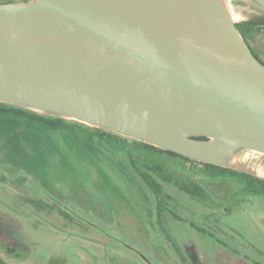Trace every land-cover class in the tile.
<instances>
[{"label": "water", "instance_id": "obj_1", "mask_svg": "<svg viewBox=\"0 0 264 264\" xmlns=\"http://www.w3.org/2000/svg\"><path fill=\"white\" fill-rule=\"evenodd\" d=\"M0 101L200 162L264 154V63L226 0L0 3Z\"/></svg>", "mask_w": 264, "mask_h": 264}, {"label": "rangeland", "instance_id": "obj_2", "mask_svg": "<svg viewBox=\"0 0 264 264\" xmlns=\"http://www.w3.org/2000/svg\"><path fill=\"white\" fill-rule=\"evenodd\" d=\"M226 1L236 22L264 15L248 0ZM259 40L264 44V33ZM63 118L69 126L51 127L28 114L0 111V255L6 260L195 264L192 247L201 264H264V192L249 191L247 176H212L180 156L136 147L132 137ZM157 164L166 176L152 170ZM233 164L264 179L263 153L240 151ZM149 168L163 186L160 199L142 177Z\"/></svg>", "mask_w": 264, "mask_h": 264}, {"label": "trees", "instance_id": "obj_3", "mask_svg": "<svg viewBox=\"0 0 264 264\" xmlns=\"http://www.w3.org/2000/svg\"><path fill=\"white\" fill-rule=\"evenodd\" d=\"M16 1H20V0H16ZM7 2H14L12 1H7ZM6 2V3H7ZM240 32L242 33L243 37L245 38V40L247 41L249 47L251 48L252 52L254 53V55L261 60L264 63V44H262L259 40V38L262 36V34L264 33V15H258V16H254L250 19L241 21V22H236ZM0 111H9V112H15L17 114H28L30 118L42 121L46 124H48L51 127H59V126H69L70 123L63 117H47L45 115H41L35 111H30L24 108H20V107H2L0 106ZM97 130H102L100 128H98ZM107 133H101V137L104 138V135ZM119 143L122 144L125 142V140H120L118 141ZM135 145H138L136 147H141V148H150L153 150H157L159 152H163V153H170L173 154L175 156H180L185 160L191 161L192 163L195 164H200L202 166H204L205 168H207L210 172V174L212 176H216L221 174V172L224 171H229L231 173H237V174H241L244 176L248 177V188L249 191L252 192H256V193H260V192H264V179L258 178L256 176H253L251 174L245 173V172H241V171H237L235 169L232 168H228V167H224V166H220V165H216V164H212V163H205V162H200L194 159H191L189 157L180 155L176 152L170 151V150H166V149H162L160 147H157L155 145L143 142V141H133ZM128 154L130 155V160L131 162L135 165V158L133 157V152L130 150H128ZM163 167L161 164H157L154 165L153 167V171L158 174V175H165L164 171L162 170ZM212 169V171H211ZM150 170V168H149ZM143 171L142 177L144 179V181L148 184V186L152 189V191L155 193V195L157 196L158 199H160L161 195L163 194V186L161 184L160 181H158L150 172V171ZM218 170V171H215ZM253 182H257L259 185V187H254V185L252 184ZM180 184V188L183 189L184 191L188 192V193H192L195 194L197 192H199L198 187H189L188 184L186 183H178ZM0 264H15L13 262H10L8 260L5 259V257L0 255Z\"/></svg>", "mask_w": 264, "mask_h": 264}, {"label": "bare ground", "instance_id": "obj_4", "mask_svg": "<svg viewBox=\"0 0 264 264\" xmlns=\"http://www.w3.org/2000/svg\"><path fill=\"white\" fill-rule=\"evenodd\" d=\"M229 6V10H230V13H231V15H232V17L234 18V20H236V15L234 14V12H233V10H232V8H231V6L230 5H228ZM239 160V159H238Z\"/></svg>", "mask_w": 264, "mask_h": 264}, {"label": "flooded vegetation", "instance_id": "obj_5", "mask_svg": "<svg viewBox=\"0 0 264 264\" xmlns=\"http://www.w3.org/2000/svg\"><path fill=\"white\" fill-rule=\"evenodd\" d=\"M20 1H27V0H20ZM20 1H14V2H20Z\"/></svg>", "mask_w": 264, "mask_h": 264}]
</instances>
